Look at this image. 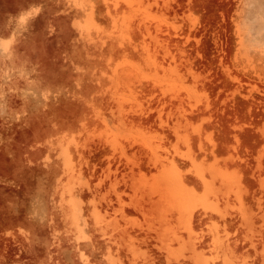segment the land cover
Returning <instances> with one entry per match:
<instances>
[{"label": "rangeland", "instance_id": "374dc122", "mask_svg": "<svg viewBox=\"0 0 264 264\" xmlns=\"http://www.w3.org/2000/svg\"><path fill=\"white\" fill-rule=\"evenodd\" d=\"M0 264H264V0H0Z\"/></svg>", "mask_w": 264, "mask_h": 264}]
</instances>
